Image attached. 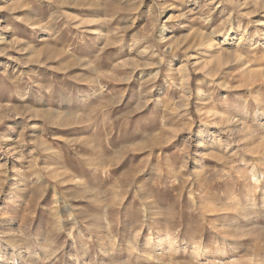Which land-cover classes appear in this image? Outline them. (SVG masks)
Here are the masks:
<instances>
[{
	"label": "rangeland",
	"instance_id": "1",
	"mask_svg": "<svg viewBox=\"0 0 264 264\" xmlns=\"http://www.w3.org/2000/svg\"><path fill=\"white\" fill-rule=\"evenodd\" d=\"M0 264H264V0H0Z\"/></svg>",
	"mask_w": 264,
	"mask_h": 264
}]
</instances>
